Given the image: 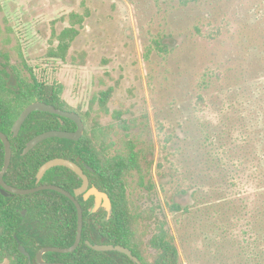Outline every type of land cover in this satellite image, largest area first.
I'll return each instance as SVG.
<instances>
[{
    "label": "rangeland",
    "instance_id": "1",
    "mask_svg": "<svg viewBox=\"0 0 264 264\" xmlns=\"http://www.w3.org/2000/svg\"><path fill=\"white\" fill-rule=\"evenodd\" d=\"M87 10L68 62L48 60L53 30L61 33L71 14ZM156 41L170 48L165 58ZM18 47L38 79L62 90L72 109L87 111L111 88V114L123 112L127 120L149 114L150 127L131 136L143 134L142 166L152 169L157 192L140 188L137 174L129 192L139 208L157 207L158 219L141 225L147 247L155 225L167 220L183 264H264V0L186 6L180 0H0V49L17 67ZM83 53L84 65H73L72 57ZM199 91L203 112L195 109ZM100 122L115 125L112 115L102 114ZM120 148L121 142L111 155ZM213 154L222 158L223 174L214 169ZM198 160L210 168L200 169ZM232 178L244 183L235 193L228 188ZM194 183L206 185L194 188L199 205L171 213L174 195ZM180 196L191 205V194Z\"/></svg>",
    "mask_w": 264,
    "mask_h": 264
},
{
    "label": "trees",
    "instance_id": "2",
    "mask_svg": "<svg viewBox=\"0 0 264 264\" xmlns=\"http://www.w3.org/2000/svg\"><path fill=\"white\" fill-rule=\"evenodd\" d=\"M197 0H180L184 6ZM90 16L89 10L85 15L71 14L70 26L61 33L53 30L51 47L46 58L51 61L68 62L72 45L80 35V30L85 19ZM11 43L8 38L5 41ZM55 42L57 46H54ZM156 50L162 57L170 53V48L156 41ZM21 64L17 67L10 64V58L0 52V58H5L4 68L0 67V131L6 134L12 144L14 158L10 170L5 176V181L19 189H33L36 185V176L39 169L48 161L62 158L75 162L83 168L88 176L91 186L106 193L113 205V215L109 222H104L105 212L100 211L91 214L90 209L94 200L85 201L84 197H78L84 213V228L82 242L79 248L71 254L47 253L44 259L48 263L65 264H135L126 255L109 252L102 253L91 249L86 242L92 244H106L123 246L130 249L143 264H183L181 252L167 220L155 225V233L149 240L148 247L155 254L148 255L145 243L147 233L141 229L146 221H154L157 218V207L151 209L139 208L132 198L131 178L138 175L137 184L148 193L157 192V183L152 176V169L145 172L142 166L143 149H138L143 144V134L131 136L132 131L139 127H150V116L144 114L140 119H125V114L115 111L111 114L108 104L113 94V89L100 92L90 103L89 109L82 112L80 109H72L62 98V90L44 81H40L35 70L24 59L20 47L17 48ZM148 59V56H147ZM2 60V59H1ZM85 53L72 57V64L84 65ZM13 76L15 84L5 85L6 79ZM199 88H208L209 81L204 79L199 82ZM195 109L203 112L206 109V97L200 91L197 94ZM35 102H43L55 106L63 111L77 113L85 124V133L80 141L74 142L63 139H49L39 144L28 155L22 157L26 145L35 137L50 131L77 130L76 124L66 118L60 119L57 115L36 112L33 113L24 124L20 135L13 137L12 128L22 112ZM99 104V109L94 107ZM97 113L94 116V113ZM112 115L115 125L120 128L116 131L115 125L105 126L100 122L101 115ZM142 118H145L144 120ZM124 135V138H123ZM264 138V137H263ZM118 140V141H117ZM122 144L114 155L111 151L116 144ZM216 151V150H215ZM261 169L264 170V151H259ZM242 161V158H240ZM214 169H221L223 174L222 158L213 154ZM5 163V147L0 140V174ZM198 167L207 171L210 165L206 161H197ZM162 168V165H159ZM197 176H201L200 170H196ZM217 178V172H214ZM148 175V177L146 176ZM206 176L205 174H203ZM193 177V176H192ZM207 177V176H206ZM227 181V180H226ZM83 181L75 173L63 167L50 170L43 178L41 185H57L64 190L73 193L81 187ZM163 186V181L160 182ZM228 188L237 192L243 179L232 178L227 181ZM264 184V179L260 181ZM187 191L178 190V194L169 205L173 214L192 212L199 205L194 188L199 184L194 183ZM203 189L206 187L199 185ZM191 194L193 205L184 206L176 201L178 196ZM200 194V193H199ZM28 211L23 219L20 211ZM190 210V211H189ZM78 233V212L74 203L65 196L53 192L44 191L30 196L5 197L1 193L0 185V264H38L37 254L44 248L57 247L68 248L75 244ZM18 240L24 245L31 258L25 257L18 249Z\"/></svg>",
    "mask_w": 264,
    "mask_h": 264
},
{
    "label": "water",
    "instance_id": "3",
    "mask_svg": "<svg viewBox=\"0 0 264 264\" xmlns=\"http://www.w3.org/2000/svg\"><path fill=\"white\" fill-rule=\"evenodd\" d=\"M36 112H42V113H48L52 115H57L62 118L69 119L73 121L76 126L77 130L74 132H68V131H50L43 133L34 139H32L25 147L22 153V157H25L28 155L32 150H34L39 144L42 142L57 138V139H63V140H69L78 142L81 140L85 133V124L81 117L77 113L63 111L61 109H57L53 105H49L43 102H35L28 106L20 115V117L15 122L12 132L13 137L17 138L20 135V132L26 123V121L29 119V117ZM0 140L5 146L6 156H5V164L3 171L0 174V185H1V193L5 197H11L15 195L19 196H30L39 192L44 191H53L57 192L66 198H68L74 205L76 206L77 212H78V233L76 237V242L73 246L68 248H57V247H47L42 249L38 254L36 261L38 264H65V263H48L44 259V255L47 253H58V254H71L75 252L82 242V235H83V228H84V213L82 210V207L80 203L78 202L77 198L81 195H84L85 200H88L90 197L95 198V205L90 209L91 214H95L98 212L100 208L104 209L106 213V217L104 218V222H109L113 215V206L111 199L109 196L99 191L97 188L93 187L90 188V182L88 176L85 174L82 167H80L78 164H76L73 161L57 158L53 159L51 161H48L45 163L38 171L36 176V187L33 189H19L16 187H13L9 185L5 181V175L9 171V168L11 166L12 161V145L10 142V139L7 135H5L3 132L0 131ZM57 167H63L66 169H69L73 173H75L78 177H80L83 181V184L80 188L76 189L73 193H70L66 190H64L62 187H59L57 185H41V182L45 175L52 169ZM26 214V211H24V215ZM16 241L18 243V249L27 258H31L29 253L26 251V248L24 245L18 240L16 237ZM86 244L97 252L102 253H109V252H117L124 254L128 256L133 263L135 264H143L136 256L133 255L132 251L126 247L123 246H114V245H106V244H92L89 241L86 242Z\"/></svg>",
    "mask_w": 264,
    "mask_h": 264
},
{
    "label": "flooded vegetation",
    "instance_id": "4",
    "mask_svg": "<svg viewBox=\"0 0 264 264\" xmlns=\"http://www.w3.org/2000/svg\"><path fill=\"white\" fill-rule=\"evenodd\" d=\"M0 52L2 53V54H4V55H6L7 53H4L1 49H0ZM8 55V54H7ZM10 58V57H9ZM2 59V60H1ZM10 64L11 65H14L13 63H12V61H11V58H10ZM4 65H5V58H0V67L1 68H4ZM14 66H16V65H14ZM2 84V82H0V85ZM12 84H15V79H14V77L11 75L10 76V78L8 79H6V82H5V85H9V86H12ZM13 129V128H12ZM2 132V131H1ZM13 133V132H12ZM6 135V134H5ZM9 138V137H8ZM11 142V141H10ZM12 145V144H11ZM5 147V146H4ZM23 153V152H22ZM5 156H6V151H5ZM13 158H14V152H13V147H12V161H13ZM12 161H11V165H12ZM5 164V163H4ZM10 168H11V166H10ZM10 168H9V170H10ZM8 173V172H7ZM6 176V175H5ZM5 178V177H4ZM90 182V181H89ZM83 184V183H82ZM82 186V185H81ZM90 188H93V186H91V184H90ZM96 188V187H95ZM98 189V188H97ZM76 190V189H75ZM74 190V191H75ZM99 190V189H98ZM100 191V190H99ZM79 197H84V195H81V196H79ZM180 197H182V196H180ZM85 199V198H84ZM90 199H93L94 200V203H93V206L95 205V198L94 197H90L88 200H90ZM88 200H85V201H88ZM176 201H178V200H176ZM193 203H194V201L192 200V203H191V205H193ZM92 206V207H93ZM113 206V205H112ZM24 211H26V214L24 215ZM24 211H20V215H21V217L23 218V219H25L26 217H27V215H28V211L27 210H24ZM100 211H104V209H102V208H100L99 210H98V212H100ZM97 212V213H98ZM105 212V211H104ZM96 214V213H95ZM105 218V217H104Z\"/></svg>",
    "mask_w": 264,
    "mask_h": 264
}]
</instances>
